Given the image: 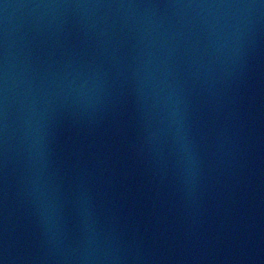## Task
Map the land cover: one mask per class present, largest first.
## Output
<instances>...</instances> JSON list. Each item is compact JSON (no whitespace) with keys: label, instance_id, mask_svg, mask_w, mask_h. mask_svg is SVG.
Wrapping results in <instances>:
<instances>
[{"label":"water","instance_id":"1","mask_svg":"<svg viewBox=\"0 0 264 264\" xmlns=\"http://www.w3.org/2000/svg\"><path fill=\"white\" fill-rule=\"evenodd\" d=\"M11 0H0V104L7 55Z\"/></svg>","mask_w":264,"mask_h":264}]
</instances>
